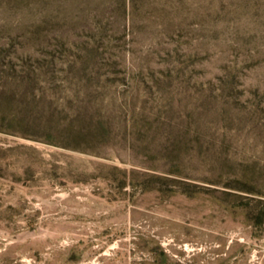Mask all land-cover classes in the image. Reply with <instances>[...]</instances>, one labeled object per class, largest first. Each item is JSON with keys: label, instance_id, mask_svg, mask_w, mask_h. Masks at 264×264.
I'll return each instance as SVG.
<instances>
[{"label": "rangeland", "instance_id": "rangeland-1", "mask_svg": "<svg viewBox=\"0 0 264 264\" xmlns=\"http://www.w3.org/2000/svg\"><path fill=\"white\" fill-rule=\"evenodd\" d=\"M0 264H264V0H0Z\"/></svg>", "mask_w": 264, "mask_h": 264}]
</instances>
